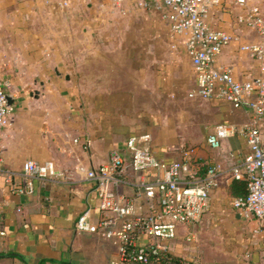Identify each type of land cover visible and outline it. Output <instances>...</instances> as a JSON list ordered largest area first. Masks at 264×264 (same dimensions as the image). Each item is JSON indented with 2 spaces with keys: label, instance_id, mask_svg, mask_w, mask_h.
<instances>
[{
  "label": "crops",
  "instance_id": "1",
  "mask_svg": "<svg viewBox=\"0 0 264 264\" xmlns=\"http://www.w3.org/2000/svg\"><path fill=\"white\" fill-rule=\"evenodd\" d=\"M255 4L264 15V0ZM245 12L234 0H218L205 17L210 29L231 36L214 67L229 68L237 81L264 78V57L240 50L259 40L237 22ZM165 13L131 0H0V80L10 83L12 100L0 134V264H111L115 245L77 233L75 223L85 211L92 221L100 218L87 173L113 151L125 158L113 190L140 193L147 209L143 185L161 172L133 173L125 147L130 136L142 134L150 135L149 150L161 162H182L190 152L200 176L207 165L221 166L208 210L197 223L177 227L169 255L193 264H264V226L231 205L239 192L233 187L243 185L233 180L232 168L247 154L246 141L236 131L217 149L206 142L216 125L240 130L252 113L222 99L189 96L195 71ZM258 128L264 149V116ZM26 161L51 162L63 176L26 177ZM5 176L28 192L10 194ZM186 176L183 171L181 179Z\"/></svg>",
  "mask_w": 264,
  "mask_h": 264
},
{
  "label": "built area",
  "instance_id": "2",
  "mask_svg": "<svg viewBox=\"0 0 264 264\" xmlns=\"http://www.w3.org/2000/svg\"><path fill=\"white\" fill-rule=\"evenodd\" d=\"M105 1V0H102ZM122 4L125 0H112ZM140 8L153 6L166 9L162 16L169 23L170 32L183 39V45L196 75L195 90L190 97L225 100L233 108L246 106L252 113V122L240 130L234 126L216 125L206 142L217 149L220 142L239 131L247 144L248 152L239 166L232 168L235 181L244 184L245 193L233 198L231 205L244 219H255L264 226V149L258 122L264 116V78L255 77L237 81L229 68L214 67V61L227 47L232 38L223 31L208 27L205 17L218 0H131ZM256 0H234V5L246 9L237 17L239 24L253 29L259 40L240 47L252 59L262 61L264 57V15ZM10 83L0 80V134L8 125L12 111L7 96ZM151 137L148 134L130 136L125 143L129 154L128 167L133 173L160 171L154 182L143 185L147 209L140 204V193L132 196L113 190L118 176L124 171L125 158L119 152H111L108 162L87 177L94 181V192L98 200L100 218L92 221L85 211L75 223V231L96 235L110 240L116 247L111 264H193L176 260L169 255L167 242L175 238L179 225L197 223L208 210L209 195L217 186L216 177L221 166L211 164L204 167V175H198V167L189 162V153L184 161L164 163L157 160L149 150ZM88 146L89 143L85 142ZM2 156L0 151V167ZM203 166V165H202ZM26 177L50 180L62 177L51 162L26 161L22 165ZM187 172L186 179L181 173ZM1 175V169H0ZM4 183L9 193L22 196L28 192L24 185L12 184L8 176ZM151 202H156L152 204ZM2 208L0 206V219ZM5 231L0 226V239ZM139 237L146 242L139 243Z\"/></svg>",
  "mask_w": 264,
  "mask_h": 264
},
{
  "label": "trees",
  "instance_id": "3",
  "mask_svg": "<svg viewBox=\"0 0 264 264\" xmlns=\"http://www.w3.org/2000/svg\"><path fill=\"white\" fill-rule=\"evenodd\" d=\"M233 189H234V191H237V192L239 191L237 193V196H242L245 193L244 184L242 185L241 183H237V184H235V187H233Z\"/></svg>",
  "mask_w": 264,
  "mask_h": 264
},
{
  "label": "water",
  "instance_id": "4",
  "mask_svg": "<svg viewBox=\"0 0 264 264\" xmlns=\"http://www.w3.org/2000/svg\"><path fill=\"white\" fill-rule=\"evenodd\" d=\"M7 102H8V106H11L12 100H11V97L10 96H7Z\"/></svg>",
  "mask_w": 264,
  "mask_h": 264
}]
</instances>
